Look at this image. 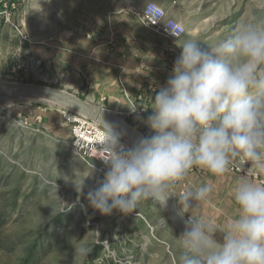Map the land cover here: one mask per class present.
Returning a JSON list of instances; mask_svg holds the SVG:
<instances>
[{
    "label": "rangeland",
    "instance_id": "obj_1",
    "mask_svg": "<svg viewBox=\"0 0 264 264\" xmlns=\"http://www.w3.org/2000/svg\"><path fill=\"white\" fill-rule=\"evenodd\" d=\"M153 2L177 9L174 20L185 28L180 41L135 27L141 23L133 13L147 0H0V82L66 91L153 135L145 123L151 100L166 86L172 73L165 78L163 70L173 72L183 40L215 44L238 22L264 17V0ZM134 39L157 44L151 59L157 67L126 94L117 42ZM62 109L29 96L0 97V264H175L180 234L158 204L148 200L131 214L110 216L89 205L88 192L104 181L106 165L74 153L73 125ZM242 175L239 166L220 177L194 168L173 198L178 205V196L210 184L211 203L202 212L223 228L224 218L237 214L229 193ZM250 179L264 183V175Z\"/></svg>",
    "mask_w": 264,
    "mask_h": 264
},
{
    "label": "clouds",
    "instance_id": "obj_2",
    "mask_svg": "<svg viewBox=\"0 0 264 264\" xmlns=\"http://www.w3.org/2000/svg\"><path fill=\"white\" fill-rule=\"evenodd\" d=\"M145 15L159 17L153 0ZM202 45L193 38L180 45L166 86L151 100L145 123L153 135L126 146L123 133L103 125L105 177L87 199L104 216L131 214L148 200L165 210L192 169L220 177L239 166L244 175L229 193L237 214L226 216L223 228L202 212L210 184L176 198L184 230L175 264H264V183L250 179L264 175V17ZM76 187L82 191L83 183Z\"/></svg>",
    "mask_w": 264,
    "mask_h": 264
},
{
    "label": "water",
    "instance_id": "obj_3",
    "mask_svg": "<svg viewBox=\"0 0 264 264\" xmlns=\"http://www.w3.org/2000/svg\"><path fill=\"white\" fill-rule=\"evenodd\" d=\"M2 96H29L39 100L56 102L62 108L77 112L95 122L111 126L115 131L123 133V138L132 146L139 138L145 137L137 128L127 120L116 116L109 111L100 108L90 102L83 101L66 91L41 85L16 84L0 82V97ZM104 127V126H103ZM105 128V127H104ZM178 205L173 197L168 200L165 213L175 230L182 234L184 230L183 220L177 215ZM186 219V217H185Z\"/></svg>",
    "mask_w": 264,
    "mask_h": 264
},
{
    "label": "built area",
    "instance_id": "obj_4",
    "mask_svg": "<svg viewBox=\"0 0 264 264\" xmlns=\"http://www.w3.org/2000/svg\"><path fill=\"white\" fill-rule=\"evenodd\" d=\"M157 6L160 10L159 17L145 15L147 4L142 10L134 12L133 14L137 15L140 23L152 33L169 41H180L185 36L184 26L173 18H169L163 7L158 4ZM168 24L173 25L175 35ZM125 93L128 94L126 91ZM67 111L72 116V119L69 120L64 114L68 122L73 125L72 149L74 153L88 161L96 160L102 165H105L104 159L107 158L108 152L103 148V145L106 140L107 129L77 112ZM121 143L128 144L124 138H122Z\"/></svg>",
    "mask_w": 264,
    "mask_h": 264
},
{
    "label": "crops",
    "instance_id": "obj_5",
    "mask_svg": "<svg viewBox=\"0 0 264 264\" xmlns=\"http://www.w3.org/2000/svg\"><path fill=\"white\" fill-rule=\"evenodd\" d=\"M166 12L169 18H173V19L178 18V14H177L178 12L175 7L172 9L166 10ZM141 26L146 31L151 33V31L147 30L141 24L135 27H138L140 29ZM117 43H118V49H119L118 55L120 56L123 55L122 56L123 64L119 66H123L124 71L125 70L127 71V74L124 78L125 80L122 83V88L124 89V91L129 92L130 90L132 91V89L135 90V88H137V85L139 86V82L150 79L148 77L150 75L148 71L153 70L154 68L157 67V63L151 61V59H153L152 58L153 48H155L157 44L153 42H149V41L136 40V39L128 40V41H119ZM111 50L112 49H110V53L113 52ZM133 59L135 60V62H133ZM138 60L139 61L142 60V61L138 63ZM171 64L173 63L171 62ZM165 66H168V64H166ZM136 72L139 76L135 74ZM163 72L167 74L165 78L170 76L168 75V73L169 74L172 73L171 69H168L166 67L163 70ZM98 82L100 83L101 88H104V89L107 88L106 79L99 78Z\"/></svg>",
    "mask_w": 264,
    "mask_h": 264
},
{
    "label": "bare ground",
    "instance_id": "obj_6",
    "mask_svg": "<svg viewBox=\"0 0 264 264\" xmlns=\"http://www.w3.org/2000/svg\"><path fill=\"white\" fill-rule=\"evenodd\" d=\"M20 98H21V97H20ZM9 99H10V98H9ZM9 99H8V100H9ZM11 102H12V101H11ZM66 110H67V109H66ZM64 114L66 115V117H67L69 120L72 119V116L70 115V112H68V111H64ZM128 144H129V143H128ZM128 144L125 143L124 145L129 146L130 144H129V145H128ZM130 146H131V145H130Z\"/></svg>",
    "mask_w": 264,
    "mask_h": 264
},
{
    "label": "trees",
    "instance_id": "obj_7",
    "mask_svg": "<svg viewBox=\"0 0 264 264\" xmlns=\"http://www.w3.org/2000/svg\"><path fill=\"white\" fill-rule=\"evenodd\" d=\"M2 224H3V223H2L1 220H0V228H1Z\"/></svg>",
    "mask_w": 264,
    "mask_h": 264
}]
</instances>
